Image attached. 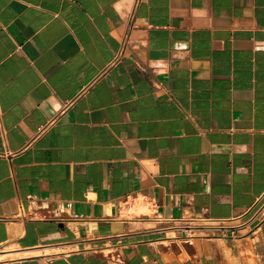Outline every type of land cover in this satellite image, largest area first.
<instances>
[{
    "label": "crops",
    "instance_id": "0c3cea01",
    "mask_svg": "<svg viewBox=\"0 0 264 264\" xmlns=\"http://www.w3.org/2000/svg\"><path fill=\"white\" fill-rule=\"evenodd\" d=\"M0 264H264V0H0Z\"/></svg>",
    "mask_w": 264,
    "mask_h": 264
},
{
    "label": "built area",
    "instance_id": "2783aa9c",
    "mask_svg": "<svg viewBox=\"0 0 264 264\" xmlns=\"http://www.w3.org/2000/svg\"><path fill=\"white\" fill-rule=\"evenodd\" d=\"M127 46H128V38L126 37L122 41V46H121V49L119 50V53L117 54V58L124 54ZM113 259L115 261H117V260H119V256L118 255H114L113 256Z\"/></svg>",
    "mask_w": 264,
    "mask_h": 264
}]
</instances>
